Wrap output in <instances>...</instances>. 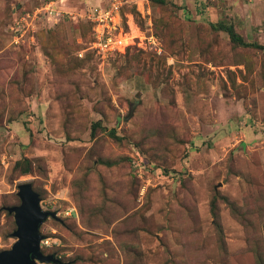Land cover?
Masks as SVG:
<instances>
[{"label":"rangeland","instance_id":"374dc122","mask_svg":"<svg viewBox=\"0 0 264 264\" xmlns=\"http://www.w3.org/2000/svg\"><path fill=\"white\" fill-rule=\"evenodd\" d=\"M109 1L0 0V252L31 183L61 264H264V53L218 29L264 46V0H122L101 57Z\"/></svg>","mask_w":264,"mask_h":264},{"label":"water","instance_id":"95a60500","mask_svg":"<svg viewBox=\"0 0 264 264\" xmlns=\"http://www.w3.org/2000/svg\"><path fill=\"white\" fill-rule=\"evenodd\" d=\"M17 196L20 204L7 208L13 214L16 230L12 236L16 241L9 250L0 252V264H61L53 255H44L40 246L44 239L40 226L48 218L57 219L56 213L41 209L39 195L30 183L21 184Z\"/></svg>","mask_w":264,"mask_h":264},{"label":"built area","instance_id":"2783aa9c","mask_svg":"<svg viewBox=\"0 0 264 264\" xmlns=\"http://www.w3.org/2000/svg\"><path fill=\"white\" fill-rule=\"evenodd\" d=\"M249 1L252 0H247ZM121 7L122 0H110L104 7H89L83 12L82 18L92 24L91 48L101 57L114 55L120 48L127 47L122 40L118 39L121 37L114 32L116 28L113 26ZM43 9L49 15L54 13L58 19L62 18L61 12L52 7V2L46 4ZM41 243L43 244L44 241L42 240Z\"/></svg>","mask_w":264,"mask_h":264},{"label":"trees","instance_id":"16d2710c","mask_svg":"<svg viewBox=\"0 0 264 264\" xmlns=\"http://www.w3.org/2000/svg\"><path fill=\"white\" fill-rule=\"evenodd\" d=\"M152 2L154 3H158V4H162L163 3V0H152ZM62 22V21H61ZM89 26L91 27V30H92V24L90 22H88ZM218 29L220 31H223L225 32L230 41L233 43V44H238V45H242V46H248V47H253L255 49H258V50H261L263 51L264 53V46L262 45H259L257 43H245L243 38L236 32L234 26L232 24L230 25H219L218 26ZM92 35V33H91ZM93 41V36L91 38V41L90 43ZM128 117H126L125 119H127ZM98 128H101V125L99 122H96L92 125V131H91V135L94 134V131ZM102 129V128H101ZM104 131L107 133V135L112 138V139H115L117 141H120L121 138L116 136V133L114 130H109V131H106L104 129ZM15 169L18 170L21 174H28L30 172V169H31V163L28 159L26 158H22L21 160H18L16 163H15ZM31 184V183H30ZM32 186V184H31ZM33 189V187H32ZM34 191V190H33ZM38 194V193H37ZM39 195V194H38ZM18 197V196H17ZM40 198V197H39ZM7 208L9 207H4L2 208L3 211H7ZM9 215H11L10 213H8ZM43 253V252H42ZM44 254V253H43Z\"/></svg>","mask_w":264,"mask_h":264}]
</instances>
